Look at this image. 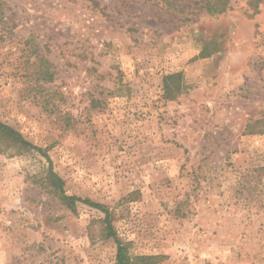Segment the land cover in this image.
<instances>
[{
	"label": "rangeland",
	"instance_id": "374dc122",
	"mask_svg": "<svg viewBox=\"0 0 264 264\" xmlns=\"http://www.w3.org/2000/svg\"><path fill=\"white\" fill-rule=\"evenodd\" d=\"M214 1L0 0V121L134 264H264V0ZM47 168L0 132V264H116Z\"/></svg>",
	"mask_w": 264,
	"mask_h": 264
},
{
	"label": "trees",
	"instance_id": "16d2710c",
	"mask_svg": "<svg viewBox=\"0 0 264 264\" xmlns=\"http://www.w3.org/2000/svg\"><path fill=\"white\" fill-rule=\"evenodd\" d=\"M228 0H216L212 4L208 2L206 4V10L211 12H223L227 8ZM183 89L181 83V76L179 73L168 74L163 77V96L166 99H174L177 94H179ZM0 132L5 135L6 138L12 140L13 142L19 144L21 147L33 150L39 155L44 157L48 162L47 176L50 185L54 188L58 195L60 202L68 208L73 209L76 202H81L92 208H95L105 215V225L107 230V235L112 238L116 244V264H134L133 259L127 254V249L125 244L117 237L111 223L109 220L110 212L103 204L94 202L88 198H80L74 195H68L64 189V182L62 178L53 170V164L49 155L39 146L32 144L30 141L25 139V137L15 130L10 125H7L0 121ZM153 257H136L135 259L144 264H155ZM150 260V261H149Z\"/></svg>",
	"mask_w": 264,
	"mask_h": 264
}]
</instances>
